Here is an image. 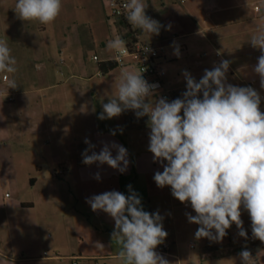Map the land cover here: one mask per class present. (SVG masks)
Segmentation results:
<instances>
[{
  "label": "rangeland",
  "instance_id": "1",
  "mask_svg": "<svg viewBox=\"0 0 264 264\" xmlns=\"http://www.w3.org/2000/svg\"><path fill=\"white\" fill-rule=\"evenodd\" d=\"M144 2L146 15L164 27L159 35L151 36L138 29L137 37L165 46L163 67L166 80L175 90L172 100L181 98L186 91L184 71L199 81L205 69L211 70L230 56L235 65L233 71L228 69L227 83L254 88L261 96L260 110L264 112V89L253 72L261 52L249 43L251 35L264 27V0H235L231 8L223 11H212L205 0ZM61 3L55 21L43 25L21 20L14 10L16 0H0V41L7 43L16 60L15 73L0 72V114L9 110L11 122L17 124L8 136L0 132V251L18 258V262L22 258L21 264H71L72 260L66 258L71 254L97 256L88 261L76 260L77 264H125L119 256L122 245L111 238L114 220L102 210L94 212L86 199L113 190L127 196L131 185L141 198L143 209L159 212L163 218L168 235L155 251L172 255L161 254L170 264H177L173 256L182 264H241L239 253L246 243L253 256L252 264H264V242L252 237L251 220L245 210L241 218L247 239L238 235L235 224L220 242L195 238L199 225L187 219L186 213L196 215L190 203H181L171 194L170 186L160 188L154 181V174L162 172L163 167L148 150L147 116L137 118L134 111L127 110L112 119H98L102 104L115 95L114 82L124 69L117 67L101 74L92 57H111L116 50L109 49L108 42L117 37L131 38L129 30L109 17L106 0ZM224 15L240 18L234 27L244 33L242 41L234 37L230 44L224 31L214 37L221 47L214 51L212 42L205 37L188 34L196 29L208 33V18ZM244 46L241 56L227 53L232 51L230 47ZM177 47L179 57L174 54ZM5 75L15 79L18 86L7 89ZM11 96L13 101L8 100ZM89 109L94 111L97 128L85 133L84 112ZM86 138L95 145L92 151L97 153L105 143L125 147L129 172L118 176L111 173L113 168L106 163L85 164L88 179L79 192L76 176L62 172L64 167L78 166L76 158L88 148ZM116 154L112 149L113 157ZM20 158L36 161L38 171L22 167ZM45 159L54 163L50 170ZM53 170L57 177L52 176ZM48 173L54 179L53 190L44 196ZM97 173L99 180L95 178ZM30 178L39 179L35 189L30 187ZM27 202L35 205H26Z\"/></svg>",
  "mask_w": 264,
  "mask_h": 264
},
{
  "label": "clouds",
  "instance_id": "2",
  "mask_svg": "<svg viewBox=\"0 0 264 264\" xmlns=\"http://www.w3.org/2000/svg\"><path fill=\"white\" fill-rule=\"evenodd\" d=\"M125 18L133 29L159 35L164 27L146 15L144 0H127L122 5ZM62 8L61 0H16L18 17L48 25ZM168 29L171 25L169 24ZM249 43L261 52L253 72L264 89V27L251 35ZM125 41L117 37L107 47L119 50ZM145 51H148L146 48ZM5 41H0V72L15 73L16 60ZM179 57V48L174 50ZM231 61L222 60L211 70L205 69L197 81L184 71L186 91L169 102L157 96L158 85L146 81L142 73L124 69L114 82L115 95L102 104L98 119H112L124 111H134L137 118L148 117L149 148L154 161L163 171L154 174L160 188L170 186L171 194L181 203L188 202L196 215L187 214L189 223L199 225L195 238L220 242L233 224L238 235L248 238L241 210L251 220L254 239L264 242V112L261 96L252 87L227 83ZM7 89L16 88L15 79L5 75ZM202 94V97H201ZM182 113V114H181ZM113 135L115 133H112ZM82 152L86 165L107 164L124 173L128 167L127 149L115 142L105 143L99 153L87 138ZM112 149L116 150L113 157ZM91 154L89 155V152ZM166 162V163H165ZM95 178L100 179L99 173ZM130 195L107 191L86 199L91 209L102 210L114 220L112 241L122 245L119 256L125 264H170L155 249L164 243V230L159 212L143 209L141 198L128 185ZM214 230V232H213ZM103 247L100 244H97ZM241 264H252L246 248L239 253Z\"/></svg>",
  "mask_w": 264,
  "mask_h": 264
},
{
  "label": "crops",
  "instance_id": "3",
  "mask_svg": "<svg viewBox=\"0 0 264 264\" xmlns=\"http://www.w3.org/2000/svg\"><path fill=\"white\" fill-rule=\"evenodd\" d=\"M205 1L207 3V6L210 7V9H212V11H223V10H227V9L231 8L232 7L231 5L234 3L235 0H205ZM240 21H241L240 18L238 16H234V15H232V16H225L224 15L223 17H220V18L215 16L212 18H208V21H207V22H209L208 33L203 32L202 29H196V30H192L188 34L191 36L200 34L202 37H205L208 41L212 42V48L214 49V51H219L218 48L221 49V47L219 46L218 42L216 43V40L214 39V37L216 35L217 36L220 35L224 31H227V33L225 34V38H227L230 41V44L233 43L234 37L236 38V40L238 42L242 41V38L244 37V33H242V30L241 31L240 30L235 31V27H234L235 25L237 26L240 23ZM182 37H185V36H182ZM138 39L141 40L140 37H138ZM244 48H245V46L242 47L241 49H235L234 47L233 48L230 47V50H232V51H228L227 53H228V55H229V53H233L234 56L235 55L241 56L242 54H244L241 51ZM224 60L231 61V58H230V56H228V57L225 56ZM234 65L231 62L229 69H231L233 71ZM241 67H243V66H239V68H241ZM94 116H95L94 111L91 109L86 110L84 112V118H85V120H84V132L85 133L92 131L93 129L97 128V124H96V120L94 119L95 118ZM23 125H21V126H23ZM16 126H17V124H15L14 122H11V112L9 110H6V111L4 110L0 114V132H2L3 135L8 136L9 132H11ZM43 129H44V127H43ZM82 159L83 158L81 156H78L76 158V162H77L78 166H76L75 168H72V169L71 168L68 169V168L64 167V171L62 172V173H67V175H68V173H71V175L74 174V176H76V179L79 181V183L77 185V186H79V188H77L79 190V192L82 189L81 188L82 184L83 183L85 184V181L88 179V170L86 169L85 164L82 163ZM45 161L47 162L48 170H50V168L52 167V165H54V163L50 162L48 159H45ZM18 162L22 167L24 166L27 169L31 168V170H36V171H38V169H39L38 163L34 160H30V161L27 160L26 161L24 158H20ZM66 163L68 165H70V164H72V161H69V162L66 161ZM128 170H129V167H127L126 172L121 173L117 169H112L111 173L118 175V176H121L122 174H126L127 172H129ZM51 174L54 177H57V175H58L56 170H53V173H51ZM26 176L29 179L30 172H27ZM38 180H39L38 178H30L29 183H30V187L32 189H35L37 187ZM47 180H48V184H46V188L42 192V194L44 196L48 195L53 190V189H51L52 188L51 184L54 183V181H53L54 179L50 177L49 173H48V179ZM84 189H85V187L83 185V190ZM25 204L26 205H32V206L35 205L34 202H27ZM242 210H241V212H242ZM159 254H162L163 256H166V257L172 256L168 253H160L159 252ZM72 257H76L77 260L88 261V260L94 259L97 256L86 255V254L85 255L79 254L77 256H75L74 254H71L70 256H66V258H69V259H71ZM173 258L176 260L177 264H182L180 262V260L177 259L175 256H173ZM202 258H203V256H201V260H203ZM21 260H22V258H20V262H18V258H13L12 256L6 255L0 251V264H6V263L21 264L23 262Z\"/></svg>",
  "mask_w": 264,
  "mask_h": 264
},
{
  "label": "built area",
  "instance_id": "4",
  "mask_svg": "<svg viewBox=\"0 0 264 264\" xmlns=\"http://www.w3.org/2000/svg\"><path fill=\"white\" fill-rule=\"evenodd\" d=\"M106 2L110 10L109 17L119 21L128 22L125 18V9L122 7L127 0H106ZM124 41L125 46L116 50L111 57L99 59L97 56H93L92 59L97 63L101 61H113L117 67L142 73V76L146 81L150 84L155 83L158 85L157 93H159V97H164L168 101H172L175 90L171 88L170 83L166 80V72L163 67V61L165 60V46L143 42L139 40L137 36L134 39H124ZM146 48L148 51H145ZM4 77L5 76H3V78ZM8 100L13 101V97H9ZM191 246L192 245L190 244V247ZM245 248L249 250L248 243H246L243 250ZM71 260V264H77L76 257H72Z\"/></svg>",
  "mask_w": 264,
  "mask_h": 264
},
{
  "label": "trees",
  "instance_id": "5",
  "mask_svg": "<svg viewBox=\"0 0 264 264\" xmlns=\"http://www.w3.org/2000/svg\"><path fill=\"white\" fill-rule=\"evenodd\" d=\"M120 22L128 28L129 31L127 34L130 35L132 39L138 36V29L131 30V27L128 22L126 21H120ZM97 66L101 74H106L117 68V65L113 61H101L97 63Z\"/></svg>",
  "mask_w": 264,
  "mask_h": 264
}]
</instances>
